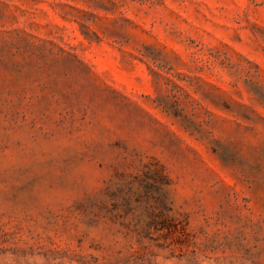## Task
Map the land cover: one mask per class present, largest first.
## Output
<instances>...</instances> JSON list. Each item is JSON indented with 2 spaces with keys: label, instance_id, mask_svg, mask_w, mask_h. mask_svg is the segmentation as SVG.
<instances>
[{
  "label": "rangeland",
  "instance_id": "374dc122",
  "mask_svg": "<svg viewBox=\"0 0 264 264\" xmlns=\"http://www.w3.org/2000/svg\"><path fill=\"white\" fill-rule=\"evenodd\" d=\"M0 264H264V0H0Z\"/></svg>",
  "mask_w": 264,
  "mask_h": 264
}]
</instances>
